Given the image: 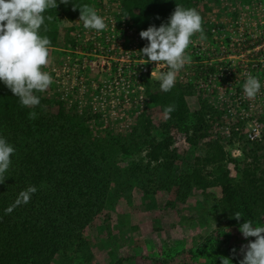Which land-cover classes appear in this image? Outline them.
<instances>
[{
	"label": "trees",
	"instance_id": "obj_1",
	"mask_svg": "<svg viewBox=\"0 0 264 264\" xmlns=\"http://www.w3.org/2000/svg\"><path fill=\"white\" fill-rule=\"evenodd\" d=\"M91 4L57 0L56 8L46 10L44 15L51 19L45 20L47 30L42 26L40 34L50 39L49 49L72 42L68 37L73 28L67 25L80 16L79 9ZM176 5L195 9L202 17L198 0H122V15L139 35L151 25L167 23ZM202 23L204 29L207 23ZM198 34L208 36L206 30ZM146 44L140 38L139 52ZM144 84L149 106L138 113L131 134L93 136L86 125L89 118L75 107L43 92L35 93L39 105L25 107L0 83V135L15 148L9 169L0 177V264H51L55 258L62 264H91L85 229L133 188L142 192V202L159 190L173 191L184 202L193 191L208 197L217 188V221L236 230L244 220L264 225V134L241 159L213 142L203 157L191 158L187 170L175 171L179 157L170 149L169 130L179 128L185 140L195 144L205 135V116L212 109L202 104L191 113L185 102L190 87L174 84L163 92L159 80L148 77ZM169 105L174 107L170 118L155 127L149 110L163 113ZM123 161L126 168L118 165ZM229 163L234 164V177ZM30 185L37 191L28 203L12 207L18 193ZM236 212L242 216L239 220L233 217Z\"/></svg>",
	"mask_w": 264,
	"mask_h": 264
},
{
	"label": "rangeland",
	"instance_id": "obj_2",
	"mask_svg": "<svg viewBox=\"0 0 264 264\" xmlns=\"http://www.w3.org/2000/svg\"><path fill=\"white\" fill-rule=\"evenodd\" d=\"M95 1L92 0L94 5ZM197 8L202 21L207 23L205 27L210 22L215 30L212 41L218 43L209 46L215 64L218 65L220 50L225 52L221 60L224 71L210 81L205 74L200 78L194 69L201 66L196 63L200 59L193 54L189 56L191 63L177 73L175 84L191 88L185 97L188 110L193 113L204 104L212 113L205 116V135L195 144L188 143L179 128L172 126L169 130L170 149L179 157L175 171L187 170L191 158L203 157L213 142L222 145L233 158L241 159L243 151L253 148L247 137L253 120L259 123L261 136L264 134V0H198ZM74 23V33L68 39L73 37L75 41L76 35L85 29L79 18ZM60 27L63 29L65 25ZM193 37L199 39V34ZM81 42L75 41L76 46ZM67 49L63 44L49 49L50 63L43 70L52 75L53 83L43 92L44 96L85 113L89 118L86 125L93 136L110 132L131 134L138 113L149 106L145 88L121 84L109 87L102 82L108 79L104 72L99 69L90 72L88 68L79 71L73 65L85 57L79 55V48L68 49L71 52ZM249 73L261 82L254 98L243 92ZM189 78L195 81L190 83ZM149 114L155 127L166 120L156 108L149 110ZM226 128L234 133L232 137L226 136ZM118 165L126 168L127 162ZM228 170L234 177L233 163L228 164ZM219 198L217 188L211 189L208 197L193 191L184 202H179L173 191L159 190L142 202V192L133 188L111 211L96 217L85 229L91 264H117L118 259H122V264H222V258L229 259L230 264H239L243 259L242 246L255 238L245 239L239 230L215 219L220 213ZM105 215L110 218L105 219ZM51 264L62 263L55 258Z\"/></svg>",
	"mask_w": 264,
	"mask_h": 264
},
{
	"label": "clouds",
	"instance_id": "obj_3",
	"mask_svg": "<svg viewBox=\"0 0 264 264\" xmlns=\"http://www.w3.org/2000/svg\"><path fill=\"white\" fill-rule=\"evenodd\" d=\"M67 2L64 0V3ZM56 7L57 0H0V83L25 107L39 105L40 98L35 93L44 92L53 83L52 75L43 70L50 63L51 41L46 35H41L40 30L44 26L46 31L45 20L51 19L44 15L46 10ZM79 11V21L85 29L97 33L106 29L107 18L99 15L95 8L84 5ZM196 33H203L201 16L195 9L179 5H176L167 23H161L159 27L151 25L139 32V37L147 41L140 50L142 57L147 58L144 60L156 65L162 63L169 69L158 73L161 91L169 92L174 87L177 73L191 63L186 49ZM260 89V80L251 73L247 74L244 95L254 98ZM173 111V106H166L163 109L164 118H170ZM35 115V112L29 113L32 118ZM14 152V146L0 135V177L9 169ZM36 191L37 188L30 185L19 192L12 207L27 204ZM233 217L239 220L242 216L236 212ZM239 232L245 239L255 238L242 246L243 259L239 264H264V225L254 226L251 220H244L239 225ZM222 264H230L229 259L222 258Z\"/></svg>",
	"mask_w": 264,
	"mask_h": 264
},
{
	"label": "built area",
	"instance_id": "obj_4",
	"mask_svg": "<svg viewBox=\"0 0 264 264\" xmlns=\"http://www.w3.org/2000/svg\"><path fill=\"white\" fill-rule=\"evenodd\" d=\"M93 3L94 2H92L91 7L95 8L99 15L107 18V27L99 33L92 29L84 28V31H86L85 33L81 30V34L78 33L75 37V41H82L78 47L73 37L69 39L72 42L66 44V47H68V49L79 48V55L85 56L82 62L77 59V62L73 64L75 67L79 68V71L88 68L90 72H95L99 69L100 72L107 74L108 79L102 82L109 84V87L121 84L122 87L131 85L138 89H144V82L147 77L156 78L158 77V73L169 70L167 67H164L162 63L156 65L155 62L145 61L146 59L144 60L140 55L138 50L140 38L138 33L133 29L132 23L128 22L126 17L122 15V0H104L102 2L96 0L95 5L98 4V6H95ZM74 22L72 24H75ZM72 24L70 25L73 30L70 31L69 35L73 34L75 30ZM205 30L208 32V36H202L203 38L199 36V39H197V37H192L191 43L186 49V53L188 56L195 54V57L200 59L199 62L196 63L201 64V66L194 68L196 74L200 76V78H204L205 74L208 78L207 80L210 81L217 75H221L222 71H224L223 65L221 64L223 61L221 60L224 58L223 54L225 52L220 50V57L217 59L218 65L215 64L214 58H211V49H209V46L213 45L214 42L218 43V41H212L214 40L213 34L215 30L210 22L209 25L205 27ZM209 38L211 41L207 40ZM229 38L232 40L231 37ZM225 43L227 45H232L230 41H225ZM204 45L206 46L205 48H203ZM68 49L67 52H71ZM217 54L219 55V51ZM87 59L88 63L85 62ZM214 70L216 74H214ZM218 70H220L221 73H217ZM190 74L193 75L194 73ZM194 81L189 78L190 83ZM235 88L236 87H233V93L236 92ZM214 108L216 109L217 107L214 106ZM226 129V136L228 138L232 137L234 133H231L230 129ZM247 137L250 142L261 141V129L256 120H253Z\"/></svg>",
	"mask_w": 264,
	"mask_h": 264
}]
</instances>
